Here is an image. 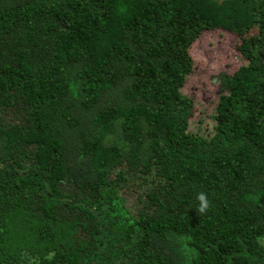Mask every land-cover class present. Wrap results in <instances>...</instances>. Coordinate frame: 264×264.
Listing matches in <instances>:
<instances>
[{
	"label": "trees",
	"instance_id": "16d2710c",
	"mask_svg": "<svg viewBox=\"0 0 264 264\" xmlns=\"http://www.w3.org/2000/svg\"><path fill=\"white\" fill-rule=\"evenodd\" d=\"M0 264H264V0H0Z\"/></svg>",
	"mask_w": 264,
	"mask_h": 264
},
{
	"label": "rangeland",
	"instance_id": "374dc122",
	"mask_svg": "<svg viewBox=\"0 0 264 264\" xmlns=\"http://www.w3.org/2000/svg\"><path fill=\"white\" fill-rule=\"evenodd\" d=\"M191 54L195 60L196 75L201 74L204 77L202 81L195 84V87L202 85L200 90H191L188 92L196 99L200 100L195 112V119L190 124L192 130H197L200 125L202 130H211L212 122L208 117L213 106L210 108L203 106V102L216 101L217 98V83L211 77L212 74H217L220 71H231L237 66V60L230 52L228 45H224L216 34H212L208 38H202L197 41L191 50ZM206 73L204 74V71ZM195 89V88H193ZM202 100V101H201ZM206 127V128H205Z\"/></svg>",
	"mask_w": 264,
	"mask_h": 264
},
{
	"label": "clouds",
	"instance_id": "9594fccd",
	"mask_svg": "<svg viewBox=\"0 0 264 264\" xmlns=\"http://www.w3.org/2000/svg\"><path fill=\"white\" fill-rule=\"evenodd\" d=\"M196 199L199 202V206L197 208V212L201 215L205 214L207 210L210 208V201L207 195L203 192L197 194Z\"/></svg>",
	"mask_w": 264,
	"mask_h": 264
}]
</instances>
